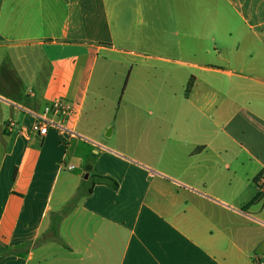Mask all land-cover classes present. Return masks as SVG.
<instances>
[{
	"label": "crops",
	"instance_id": "crops-1",
	"mask_svg": "<svg viewBox=\"0 0 264 264\" xmlns=\"http://www.w3.org/2000/svg\"><path fill=\"white\" fill-rule=\"evenodd\" d=\"M263 178L264 0H0V264H264Z\"/></svg>",
	"mask_w": 264,
	"mask_h": 264
},
{
	"label": "built area",
	"instance_id": "built-area-1",
	"mask_svg": "<svg viewBox=\"0 0 264 264\" xmlns=\"http://www.w3.org/2000/svg\"><path fill=\"white\" fill-rule=\"evenodd\" d=\"M71 108L67 107L61 101H57L53 105L46 108L45 112L42 115L36 116V121L33 126V131L37 133L40 137L47 135L49 126L54 124L50 119V115L60 117L63 121L66 120L71 115ZM63 121L57 123L62 134H65L66 129L64 128ZM16 124L14 122L9 123V128H14ZM69 169H73V166H70ZM259 191L264 193V178L259 182Z\"/></svg>",
	"mask_w": 264,
	"mask_h": 264
},
{
	"label": "trees",
	"instance_id": "trees-1",
	"mask_svg": "<svg viewBox=\"0 0 264 264\" xmlns=\"http://www.w3.org/2000/svg\"><path fill=\"white\" fill-rule=\"evenodd\" d=\"M190 89H191V84H189V87H188V90H190ZM98 184L107 185V186L113 188L115 191H119V189H120L119 182L110 176L91 175L87 184L81 188L79 195H78V198L91 194L93 192V188ZM260 195L257 196L256 200L260 197ZM256 200H254V201H256ZM59 220H60V218L56 217L54 224H53V233H54L55 237H57L56 227H57V223Z\"/></svg>",
	"mask_w": 264,
	"mask_h": 264
},
{
	"label": "rangeland",
	"instance_id": "rangeland-1",
	"mask_svg": "<svg viewBox=\"0 0 264 264\" xmlns=\"http://www.w3.org/2000/svg\"><path fill=\"white\" fill-rule=\"evenodd\" d=\"M113 126V124H111V126L110 127H112ZM110 129L111 128H109L108 129V131L105 133V135L110 131ZM84 169V168H83ZM73 204V203H72ZM72 204L71 205H69V209L71 208V206H72ZM258 207H257V209L259 210V211H264V193H261V195H260V197H259V202H258ZM48 237V236H47Z\"/></svg>",
	"mask_w": 264,
	"mask_h": 264
},
{
	"label": "water",
	"instance_id": "water-1",
	"mask_svg": "<svg viewBox=\"0 0 264 264\" xmlns=\"http://www.w3.org/2000/svg\"><path fill=\"white\" fill-rule=\"evenodd\" d=\"M85 169H86V172H87L85 178L88 179L89 176H90V172L92 170V166L91 165H87Z\"/></svg>",
	"mask_w": 264,
	"mask_h": 264
}]
</instances>
